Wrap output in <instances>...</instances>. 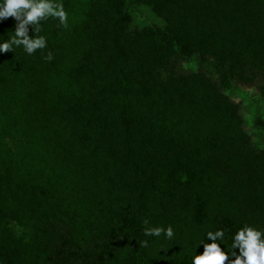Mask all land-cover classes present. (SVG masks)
<instances>
[{"label": "trees", "instance_id": "trees-1", "mask_svg": "<svg viewBox=\"0 0 264 264\" xmlns=\"http://www.w3.org/2000/svg\"><path fill=\"white\" fill-rule=\"evenodd\" d=\"M62 2L45 49L0 53V264H191L207 231L230 247L264 228V152L238 105L175 68L198 54L264 80V0Z\"/></svg>", "mask_w": 264, "mask_h": 264}, {"label": "clouds", "instance_id": "clouds-1", "mask_svg": "<svg viewBox=\"0 0 264 264\" xmlns=\"http://www.w3.org/2000/svg\"><path fill=\"white\" fill-rule=\"evenodd\" d=\"M9 16L14 18L16 24L13 35L0 40V53L12 51L13 46H16L31 55L37 49L47 47L46 37L35 34L40 31L41 21L52 17L59 21L60 26L67 27L69 12L62 0H0V20ZM29 26L33 33L31 37L28 34ZM52 58L51 51H48L44 59L50 61ZM142 223L145 225L142 229L145 236L160 237L163 234L165 239H171L174 235L171 225L149 227L147 220ZM224 236L222 228L207 231L206 242L198 244H203V251L191 257V264H225V261L228 264H264V228L252 224L243 225L231 235L230 247L221 242ZM141 244L147 247L148 241H141ZM221 244L224 245L223 249Z\"/></svg>", "mask_w": 264, "mask_h": 264}, {"label": "rangeland", "instance_id": "rangeland-1", "mask_svg": "<svg viewBox=\"0 0 264 264\" xmlns=\"http://www.w3.org/2000/svg\"><path fill=\"white\" fill-rule=\"evenodd\" d=\"M175 68L183 73L202 72L221 85L223 92L238 105L244 128L254 146L264 152V80L232 77L210 57L193 54L175 60Z\"/></svg>", "mask_w": 264, "mask_h": 264}]
</instances>
